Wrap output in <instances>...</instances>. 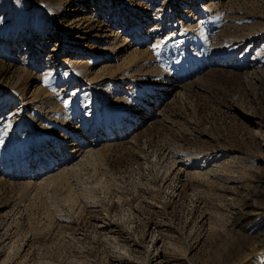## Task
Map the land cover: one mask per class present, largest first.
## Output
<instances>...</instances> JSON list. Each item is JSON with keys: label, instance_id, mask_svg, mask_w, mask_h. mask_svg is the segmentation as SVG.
Wrapping results in <instances>:
<instances>
[{"label": "rangeland", "instance_id": "obj_1", "mask_svg": "<svg viewBox=\"0 0 264 264\" xmlns=\"http://www.w3.org/2000/svg\"><path fill=\"white\" fill-rule=\"evenodd\" d=\"M0 264H264V0H0Z\"/></svg>", "mask_w": 264, "mask_h": 264}, {"label": "bare ground", "instance_id": "obj_2", "mask_svg": "<svg viewBox=\"0 0 264 264\" xmlns=\"http://www.w3.org/2000/svg\"><path fill=\"white\" fill-rule=\"evenodd\" d=\"M58 1H61V0H58ZM213 1V0H212ZM85 3H87V2H85ZM213 6V3L210 1V3H208V5H207V7H210V6ZM80 13V12H79ZM246 36H247V34H246ZM76 57V56H75ZM89 59V58H88ZM75 61V60H74ZM84 61H88V60H84ZM97 61V60H96ZM99 61V60H98ZM218 61V60H217ZM235 64H236V62H235ZM72 65V64H71ZM219 65V64H218ZM257 65H259L258 63H257ZM231 66V65H230ZM244 67V66H243ZM68 70V69H67ZM247 70V69H246ZM252 71V70H251ZM257 71V70H256ZM69 72V71H68ZM245 72V71H244ZM254 72H255V70H254ZM250 73V72H249ZM168 77V76H167ZM175 84V83H174ZM168 87V86H167ZM180 87V86H179ZM182 87V86H181ZM159 89V88H158ZM168 89V88H167ZM170 90V89H169ZM171 91V90H170ZM167 93V92H166ZM152 101V100H151ZM154 103V102H153ZM93 125H95V123L93 124ZM133 125V124H132ZM78 127V126H77ZM95 128V127H94ZM93 128V129H94ZM132 128V127H131ZM115 129V128H114ZM96 130V129H95ZM99 133V132H98ZM107 138V137H106ZM72 142V141H71ZM91 143H93V142H91ZM108 144V143H107ZM104 145H106V144H104ZM74 150H72L71 152H73L74 153V155L75 154H77L76 152H78L79 151V149L78 148H73ZM95 150V149H94ZM92 149L91 148H88V149H86V150H82V152H84V153H88V154H92ZM81 152V153H82ZM83 153V154H84ZM70 155H71V153H70ZM78 156H79V153H78ZM83 156H85V155H83ZM82 156V157H83ZM73 157V156H72ZM81 157V156H80ZM81 159V158H80ZM77 160V159H76ZM79 161V160H78ZM77 162V161H76ZM67 167V166H66ZM65 168V167H64ZM63 170V169H62ZM65 170L67 171V169L65 168ZM207 171V170H206ZM196 171H194V173H195ZM204 172V171H203ZM61 173H63V172H60V174H58L57 175V178H56V181L58 180H62L63 179V174L61 175ZM207 173V172H206ZM191 174V173H190ZM192 175V174H191ZM204 175V174H203ZM206 175V174H205ZM208 175V174H207ZM45 179V178H44ZM47 179V178H46Z\"/></svg>", "mask_w": 264, "mask_h": 264}]
</instances>
